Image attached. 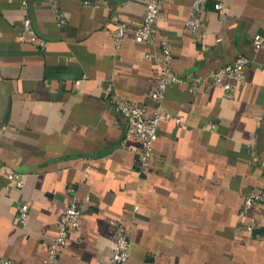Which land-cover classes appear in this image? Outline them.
Instances as JSON below:
<instances>
[{
    "label": "crops",
    "instance_id": "1",
    "mask_svg": "<svg viewBox=\"0 0 264 264\" xmlns=\"http://www.w3.org/2000/svg\"><path fill=\"white\" fill-rule=\"evenodd\" d=\"M192 4L161 0L154 43L130 36L118 45L112 13L139 25L145 0H59L64 24L49 0H0V253L12 264H45L71 189L81 224L55 264H113L122 220L132 241L125 264H264V211L242 213L245 196L264 190V44H252L264 35V0H203L197 32L186 26ZM162 39L188 81L239 55L251 62L229 95L216 85L196 93L189 83L170 86L162 108L172 116L160 121L142 168L140 142L126 138L113 101L154 110ZM9 172L24 177L22 189Z\"/></svg>",
    "mask_w": 264,
    "mask_h": 264
},
{
    "label": "built area",
    "instance_id": "2",
    "mask_svg": "<svg viewBox=\"0 0 264 264\" xmlns=\"http://www.w3.org/2000/svg\"><path fill=\"white\" fill-rule=\"evenodd\" d=\"M53 6L55 17L61 24L66 22L64 12L59 7V0H49ZM108 0H83V5L99 7L107 4ZM223 3L216 4L217 10L223 9ZM22 7L27 9L28 2L23 1ZM203 11V0H193L190 15L186 21L187 28L192 32L201 29V22L196 16ZM162 19L161 0H145V14L139 25H132L122 19L119 14L113 12L110 18L112 32L118 45L123 39L132 36L139 43H154L155 29ZM23 29L27 33L32 32L31 19L26 16L23 20ZM30 41L40 46H45V41L38 39L35 35L30 36ZM252 44L259 49L264 44V35L256 33L252 39ZM160 53L156 55L159 64L158 80L150 91V97L155 102V108L150 112L148 107L139 102L128 101L121 97L114 98L116 109L124 116L127 123L126 138L136 139L140 142L138 157L142 168L149 166L154 156V140L158 136L159 124L163 118H171L169 112H165L162 104L168 88L174 84L189 83V92L196 93L211 85L220 86L226 95L231 94L239 84L246 81L247 67L251 60L244 55H239L232 63L223 65L211 71L207 76L195 77L188 81L179 76L173 68V52L170 41L162 39L160 41ZM111 85L108 86V90ZM184 120L183 116L176 118V123L180 124ZM8 178L12 188L20 190L25 186L24 177L16 172H9ZM70 200L65 211L60 216L57 234L51 243L45 264H55L64 247L67 245L70 232L77 229L81 224V210L76 200L74 189L70 191ZM253 208H260L264 211V190H255L245 196L242 213ZM29 204L23 202L19 206L18 218L25 222L29 216ZM116 239L113 264H125L130 256L132 241L129 235V225L124 221L115 224ZM252 229V226L249 227ZM0 264H12V261L0 253Z\"/></svg>",
    "mask_w": 264,
    "mask_h": 264
}]
</instances>
